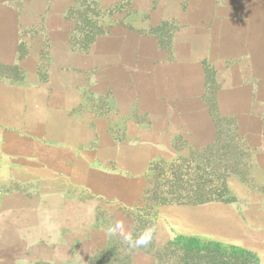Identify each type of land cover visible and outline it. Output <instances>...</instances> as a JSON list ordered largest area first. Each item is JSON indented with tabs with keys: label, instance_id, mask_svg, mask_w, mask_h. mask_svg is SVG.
<instances>
[{
	"label": "rangeland",
	"instance_id": "374dc122",
	"mask_svg": "<svg viewBox=\"0 0 264 264\" xmlns=\"http://www.w3.org/2000/svg\"><path fill=\"white\" fill-rule=\"evenodd\" d=\"M65 3H72V53L50 37L35 44L34 57L27 44L20 51L24 67L40 68L41 81L53 66L71 69L87 128L81 149L90 154L76 152L71 169L52 171L47 140L38 144L32 130L6 126L0 140L11 163L0 225L19 227L26 249L0 254L9 264H179L166 244L195 236L249 249L264 264V67L250 63L264 54L261 13L246 0ZM221 4L233 6L220 10L233 18L218 20ZM213 39L214 56L231 55L225 63L208 57ZM0 74L18 78L20 69L0 64ZM22 139L34 152L19 170L11 146ZM112 157L121 165L106 161ZM223 174L232 201L161 203L194 198L200 185L211 195ZM116 222L134 236L155 228L152 243L130 249L109 234Z\"/></svg>",
	"mask_w": 264,
	"mask_h": 264
},
{
	"label": "crops",
	"instance_id": "0c3cea01",
	"mask_svg": "<svg viewBox=\"0 0 264 264\" xmlns=\"http://www.w3.org/2000/svg\"><path fill=\"white\" fill-rule=\"evenodd\" d=\"M57 1L0 0V64L17 65L20 69V77L18 78L0 74V134H5L7 125L12 126L18 134L23 129L32 130L38 144H40V140L48 141L47 144H44L46 148L44 147L45 151L43 152L47 156V167L52 171L60 172L72 168L71 158L76 152L82 156L90 154L88 149H81L83 145L88 143L86 141L87 128H83L82 125L86 120L83 118L84 113L79 110V96L82 89L73 86L68 81L67 75L71 69L66 66L49 68L48 74L51 77L47 81H41L39 78L40 68L37 66L24 67L26 55L20 51L27 44L30 50L27 57L29 55L34 57L35 44L50 37L49 44L59 40L65 44L64 54L72 53L71 19L68 17L72 3L67 5L66 0H64L65 5L62 8H57ZM246 4L249 5V10L256 7L258 14L261 13L260 16L255 15V17L264 19V0H246ZM237 5L239 7V3ZM218 6V20L233 18L227 14L223 15L220 11L230 9L232 5L221 4ZM253 16L250 13L249 18L251 19ZM39 28H45V31L48 30L50 33H64V35L47 36L45 33H41ZM35 29L39 33H36ZM211 44L208 57L220 63L229 60L231 55L228 54L214 56L213 49L218 45L214 39ZM48 51L52 52V48L48 47ZM250 63L253 68L260 71L264 67V54L259 55L257 53L256 57L251 56ZM11 147V153H14V156L18 158H15V164L20 170L25 166L28 155L34 152V150H30L32 143L25 144L22 139ZM9 149L8 142L0 140V191L3 185L5 186L8 182L6 171L9 170L8 165L11 163L9 162ZM92 153L97 154L96 151ZM100 156L102 155L97 157L99 162L104 160ZM113 160L121 165L119 158L106 159L108 163L113 162ZM88 185L89 182H82V186L88 187ZM170 212L174 215L173 211ZM216 219V217H212L210 221L215 223ZM10 235L12 236L11 239ZM13 249H26L23 233L19 227H9L6 222L1 223L0 251L8 252ZM8 262L7 254L1 253L0 264H9Z\"/></svg>",
	"mask_w": 264,
	"mask_h": 264
},
{
	"label": "trees",
	"instance_id": "16d2710c",
	"mask_svg": "<svg viewBox=\"0 0 264 264\" xmlns=\"http://www.w3.org/2000/svg\"><path fill=\"white\" fill-rule=\"evenodd\" d=\"M224 174L222 175L223 182L218 184L211 195L206 194L200 185L191 196L194 198L163 199L161 203L174 200L184 204H200L212 200L232 201L234 196L224 180L226 177ZM165 249L178 258L179 264H261L257 254L249 249L235 245L224 246L221 242L204 241L195 236H176L166 244Z\"/></svg>",
	"mask_w": 264,
	"mask_h": 264
},
{
	"label": "clouds",
	"instance_id": "9594fccd",
	"mask_svg": "<svg viewBox=\"0 0 264 264\" xmlns=\"http://www.w3.org/2000/svg\"><path fill=\"white\" fill-rule=\"evenodd\" d=\"M108 231L111 235H119L122 237L123 241L130 249H139L147 247L152 243L155 228H146L144 231L134 236L132 232L125 229L122 223L116 222Z\"/></svg>",
	"mask_w": 264,
	"mask_h": 264
}]
</instances>
